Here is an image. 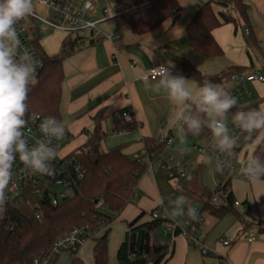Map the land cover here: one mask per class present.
<instances>
[{
	"label": "crops",
	"instance_id": "crops-1",
	"mask_svg": "<svg viewBox=\"0 0 264 264\" xmlns=\"http://www.w3.org/2000/svg\"><path fill=\"white\" fill-rule=\"evenodd\" d=\"M178 3L180 10L173 18L142 35L133 34L128 27L117 25L110 18L113 11L111 14L107 12L109 19L103 20V10L106 8L99 10L94 3V11L85 20L97 22L104 35L119 37L112 41L86 40L62 63L59 112L60 121L66 126L68 141L61 148V157H66L86 142L93 129V117L98 112H102L104 117L102 127L105 136L101 143L103 151L122 146L124 154L130 158L135 155L142 157L145 153V138L157 140L160 136L171 133L173 129L168 119L173 106L163 91L155 90L156 80H140V76L151 67L171 61V56L185 58L205 76H216L229 69H238V73L264 72V0H246L248 25L237 21L235 25L224 24L212 31L213 39L222 50V55L214 58H205L196 53L185 32L186 25L203 2L178 0ZM60 36L61 45L65 36L62 33ZM228 84L229 87H226ZM232 86L233 83L227 80L226 90ZM237 102L241 106L264 104V83L255 82L242 86ZM119 111L130 112L136 123L134 129L113 132L114 116ZM188 135L195 140L192 147H202L196 142L195 136ZM181 143L180 138L175 136L170 150L163 149L161 154L184 152ZM186 152L190 154V163H194L189 184L196 178L207 188L213 174L212 163L203 162L200 155L193 150ZM144 159L146 160V156L142 157V161ZM171 182L175 185L179 183ZM228 182L234 200L240 204L236 209H240L243 215H240L241 220L226 215L216 223L204 214L199 240L210 253L206 256L199 250L190 248L181 236L173 239L164 237L161 229L159 236L165 239L164 243L173 247L172 255L165 264H220V260L221 264H264V233L259 232L258 226L259 222H264V180L253 183L231 177ZM182 192L188 200V206L201 207L192 203L185 191ZM161 198L159 177L154 166L149 169L145 167L137 181L131 203L109 226L108 264H118L116 252L124 239L128 223L140 213H145L140 222L149 220V213L163 205ZM248 233L255 235V240L251 243L246 238ZM155 239L159 242L156 236ZM222 239L228 241L229 245L223 246L220 242ZM90 242L92 241L89 240L83 245L78 257ZM66 254L69 255L62 253L60 256ZM91 262L93 264L92 247L85 263Z\"/></svg>",
	"mask_w": 264,
	"mask_h": 264
},
{
	"label": "trees",
	"instance_id": "trees-1",
	"mask_svg": "<svg viewBox=\"0 0 264 264\" xmlns=\"http://www.w3.org/2000/svg\"><path fill=\"white\" fill-rule=\"evenodd\" d=\"M213 4H226V9H230L232 13L216 12ZM179 10L178 0H113L111 19L117 25L128 27L131 33L142 35L173 18ZM247 11L246 0H209L202 3L185 27L191 48L205 58L221 56L222 50L213 39L212 31L224 24L235 25L237 21L248 25ZM248 36L250 37V32ZM93 41L95 40L90 42ZM83 44L84 42L80 46ZM80 46H76L75 39L66 37L55 55H47L38 47L44 67L30 87L26 117L38 114L43 118L53 116L60 121L62 63ZM170 59L175 64L174 74H181L196 84L211 80L225 86L230 74L239 72L238 69H229L216 76H205L183 57L171 56ZM238 107L247 110L257 105L238 104ZM121 112L114 116V133L130 131L136 127L134 121L121 122L118 119ZM103 118L102 112L93 117V129L86 142L65 157V160L79 164L82 171L81 178L69 196L57 207H52L47 202L31 201L39 206V220L31 211L26 210L29 206L26 202L19 207L7 206L6 213L0 216V264H32L35 258L51 251L56 239L76 227L84 229L91 236L93 264H107L109 226L131 203L137 181L145 170L142 157L161 153L163 146L156 140L145 138V153L140 160L124 154L122 146L103 151ZM210 133L205 128L195 138L201 142ZM250 148L249 141L246 140L243 157L247 158ZM256 154L264 159V145L257 149ZM181 190L185 191L192 203L199 204L202 212L214 222L217 223L226 215L241 220V214L234 206L235 200L228 180L218 184L215 189L227 191L224 203L219 206L210 203L212 193L196 178L190 184L182 185ZM144 216L145 213H140L128 223L124 239L116 252L118 264H165L171 257L173 247L155 239L156 229L162 227V222L152 220L150 216L149 220L140 222ZM258 226L259 232L264 233V222H259ZM58 256H54L50 264H55ZM71 257L70 264H84L78 256Z\"/></svg>",
	"mask_w": 264,
	"mask_h": 264
},
{
	"label": "clouds",
	"instance_id": "clouds-1",
	"mask_svg": "<svg viewBox=\"0 0 264 264\" xmlns=\"http://www.w3.org/2000/svg\"><path fill=\"white\" fill-rule=\"evenodd\" d=\"M33 14V0H0V216L7 211V195L14 187L13 165L17 157L30 175L54 177L58 142L66 135V126L53 116H46L39 124L42 138L29 144L23 131L28 112V93L36 81L37 66L32 54L23 48L17 25ZM175 64L168 61L154 68L155 90L163 91L173 106L168 123L175 135L184 142L188 134L198 136L207 128L215 140V148L222 158H217L214 166L217 172L233 168L229 157L235 155L240 146L241 136L249 141L250 154L241 161L240 172L249 181L256 183L264 179V159L256 154L264 145V104L247 110L238 107L237 98L225 86L205 80L195 84L181 74H174ZM235 109V111H233ZM239 128L233 134L229 119ZM200 159L212 163L202 152ZM163 203V198H161ZM167 216L177 218L187 216L199 223L196 208L185 210V197L173 201ZM183 222V221H179Z\"/></svg>",
	"mask_w": 264,
	"mask_h": 264
},
{
	"label": "built area",
	"instance_id": "built-area-1",
	"mask_svg": "<svg viewBox=\"0 0 264 264\" xmlns=\"http://www.w3.org/2000/svg\"><path fill=\"white\" fill-rule=\"evenodd\" d=\"M35 7L47 9L49 11V17L38 15L35 12ZM94 9L95 4L89 0H33V14L19 22L17 25V31L23 45L21 51L27 49L36 61V79L44 67V63L39 55L38 47L42 48L40 45L41 37L48 32H59L62 33L65 38L71 37L72 39H75L76 46H80L84 41L90 39L112 41L119 37L118 35H104L99 30L97 22L85 20V16L92 13ZM107 19H109L107 16V10L104 9L103 20ZM158 66L159 65H155L151 67L145 74L140 76V80L155 81V79H153L155 76L154 68ZM228 82L233 83L232 88H230L228 92L238 99L242 92V86L245 84L255 82L264 83V72L253 71L251 73H232L228 78ZM118 119L121 122L133 121L130 112L128 111H122L119 113ZM42 120L43 117L38 114L26 117V125L23 131L25 133V138L29 141L30 145L42 138L39 129V124ZM229 127L233 134H238L240 131L239 128L232 123ZM175 136L173 130L166 136H160L156 141L157 143L162 144L165 151L170 150ZM206 139L209 141L212 140L211 133L207 135ZM67 140V135H65V138L58 142L59 155L57 159L52 162L53 167L56 169V175L54 177L44 175L33 176L28 174L24 169L23 163L19 161L17 157V160L13 165L14 187L10 188L6 193L7 206L11 205L19 207L23 202H26L35 218L39 220V206L31 201L38 200L41 202H47L50 206L57 207L64 198L70 195L72 188L81 178L82 171L79 164L73 163L71 160H65V157L60 156L61 148L65 145ZM246 140V136H241L240 146L235 149V155L229 157L233 162V168L231 170H225L223 174L218 172L224 182L231 177L248 180L240 172L241 161L246 159L242 156L243 145ZM192 150L199 155L202 152L206 153L207 157L211 158L213 166L217 158H222L221 154L216 151L215 143L212 146L205 147L194 145ZM133 158L140 160L139 155H135ZM153 159L160 160L163 168L166 167L168 171H173L168 173V180L179 182L185 177V168H181L179 164L174 168H168V161L172 160L171 156L166 159L161 153L157 155L150 154L146 156L148 167L152 166ZM226 193L227 191L222 190L213 191L210 203L214 206L222 205ZM100 205L101 204H99V206ZM239 205L240 204L237 201L234 202L235 207ZM191 207L196 208L200 216L199 223L191 221L187 216L179 217L177 218V221H173L167 216L165 212L166 208L163 206L151 211L149 216L152 220L162 222V235L164 237L173 239L176 236H181L187 241L190 248L199 250L204 256L209 255V251L202 246L199 240V233L204 223L205 213L202 212L201 207ZM171 209L172 207L167 210L170 212ZM185 210H187V208ZM246 238L248 243H251L255 240V235L254 233H248ZM89 240H91V236L84 229L80 227L73 228L62 237L56 239L51 251L46 255L35 258L32 264H50L54 256L62 253H68L70 256H77L80 249ZM220 242L223 246L229 245L226 240L222 239Z\"/></svg>",
	"mask_w": 264,
	"mask_h": 264
},
{
	"label": "rangeland",
	"instance_id": "rangeland-1",
	"mask_svg": "<svg viewBox=\"0 0 264 264\" xmlns=\"http://www.w3.org/2000/svg\"><path fill=\"white\" fill-rule=\"evenodd\" d=\"M92 1L93 3H96V5L98 6L99 10H101L102 8H106L108 13H112L113 11V0H89ZM203 3L209 1V0H201ZM213 8L216 12H228V13H232V11L230 9H226L223 8L221 6H219V4H213ZM35 12L42 16V17H49V11L45 8L42 7H35ZM89 17V14L85 16V18L87 19ZM60 33H54V32H48L47 34H45L44 36L41 37V47L44 50V52L47 55H55L57 54V52H59L60 50ZM229 87V84L226 86ZM242 98V97H241ZM238 104H240L239 102H237ZM231 118L229 119V125L231 124ZM195 140H193L192 136L187 135V137L185 138L184 142L181 143V146L183 147L184 152H179V153H165L163 154L164 158L168 159V157H172L171 161H168V168H174L176 165H180L181 168H185V177L182 178L179 181L178 185H175L173 182H171L170 180H168V173L173 172V171H168L166 169V167H162L161 165V161L158 159H153L152 160V165L154 166V170L156 172V174L159 177V188H160V193L161 196L163 198V207L166 209H170L171 207H173V201L176 200V198L180 197V196H184L181 187L183 184H189V178L191 175V172L194 168V163H190V157H189V153L186 151H192V144L194 143ZM198 142V141H196ZM202 147L205 146H212L215 142L214 138L212 137V140L209 141L208 139H204L201 142H198ZM189 144V145H188ZM174 150V148L172 149ZM145 164L146 169H149L148 167V162L144 159L142 161ZM211 169L212 171V177H211V182L209 183V186L207 187L208 190L213 193V191H215L216 187L218 184L222 183L224 180L221 178L220 174L216 171V169L214 168V166L211 164ZM210 178V177H209ZM206 180L208 181V177L206 178ZM204 182H206L203 179ZM213 184V185H212ZM210 185H212V187H210ZM185 197V196H184ZM188 200L185 197V209L188 206ZM198 207V206H197ZM26 210L31 211L30 207L28 206L26 208ZM238 212H240V209H236ZM241 217H243L242 213L240 212ZM162 227H159L156 229V238L160 243H164L163 238H161L159 236V232L161 231ZM91 243H88L87 246L85 247V249L82 250L79 258L83 261L84 264L85 261L89 258V254H90V250H91ZM109 248V247H108ZM112 249V247H111ZM72 257L69 255H59L57 261L55 262V264H70ZM92 264V262H91ZM107 264H108V249H107Z\"/></svg>",
	"mask_w": 264,
	"mask_h": 264
},
{
	"label": "water",
	"instance_id": "water-1",
	"mask_svg": "<svg viewBox=\"0 0 264 264\" xmlns=\"http://www.w3.org/2000/svg\"><path fill=\"white\" fill-rule=\"evenodd\" d=\"M219 6L223 7V8H226L227 5L226 4H219Z\"/></svg>",
	"mask_w": 264,
	"mask_h": 264
}]
</instances>
